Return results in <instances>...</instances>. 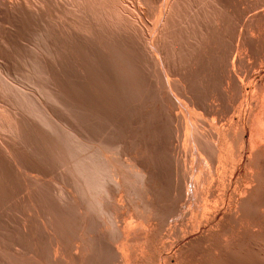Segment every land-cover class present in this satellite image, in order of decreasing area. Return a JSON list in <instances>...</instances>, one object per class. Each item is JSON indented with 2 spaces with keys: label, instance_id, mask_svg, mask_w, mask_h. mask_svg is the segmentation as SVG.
Masks as SVG:
<instances>
[{
  "label": "bare ground",
  "instance_id": "bare-ground-1",
  "mask_svg": "<svg viewBox=\"0 0 264 264\" xmlns=\"http://www.w3.org/2000/svg\"><path fill=\"white\" fill-rule=\"evenodd\" d=\"M0 264H264V0H0Z\"/></svg>",
  "mask_w": 264,
  "mask_h": 264
},
{
  "label": "rangeland",
  "instance_id": "rangeland-1",
  "mask_svg": "<svg viewBox=\"0 0 264 264\" xmlns=\"http://www.w3.org/2000/svg\"><path fill=\"white\" fill-rule=\"evenodd\" d=\"M258 53H257V57L259 58V57H261V54H260V52L259 51H257Z\"/></svg>",
  "mask_w": 264,
  "mask_h": 264
}]
</instances>
